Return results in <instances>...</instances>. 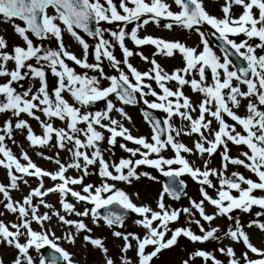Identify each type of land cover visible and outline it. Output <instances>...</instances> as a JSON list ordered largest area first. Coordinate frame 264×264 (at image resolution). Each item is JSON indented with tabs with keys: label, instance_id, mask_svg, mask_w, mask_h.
Segmentation results:
<instances>
[{
	"label": "snow or ice",
	"instance_id": "snow-or-ice-1",
	"mask_svg": "<svg viewBox=\"0 0 264 264\" xmlns=\"http://www.w3.org/2000/svg\"><path fill=\"white\" fill-rule=\"evenodd\" d=\"M0 172V264H264V0H0Z\"/></svg>",
	"mask_w": 264,
	"mask_h": 264
},
{
	"label": "rangeland",
	"instance_id": "rangeland-1",
	"mask_svg": "<svg viewBox=\"0 0 264 264\" xmlns=\"http://www.w3.org/2000/svg\"><path fill=\"white\" fill-rule=\"evenodd\" d=\"M213 10H214V9H213ZM217 14H219V13L217 12ZM148 32H149L150 34L160 35V36L167 35V33L160 32V31H159L158 29H156L154 26L149 27V28H148ZM195 39H196V38L193 37V38H192L191 40H189L188 42H189V43H192V41L195 40ZM66 43L70 46L71 50L76 51V52L79 54L80 49H79L78 45H76L75 42H74L73 40H71V38L66 37ZM211 43H212L213 47H215L214 42L211 41ZM118 55H119V53H118ZM133 63H134L135 65H137L138 67H140V68H144V67H145V65H143V64L139 61L138 58L134 59V60H133ZM177 63H178V62H177ZM165 66H166V67H170L171 65H170L169 63H165ZM101 106H102V104H101ZM128 111H129L130 114L133 116L134 120L136 121V125H137V127H138V129H139V133H137V132L134 131V134H147V133L149 132L148 126L143 122L142 116L140 115L138 109H135V108H129ZM160 115H162V114H160ZM30 122L32 123L34 129H35L37 132H39V127H38V125L36 124V122H35V121H30ZM18 139H21V140H22V137H18ZM184 142L187 143V144H189V145H191V140H189V139H187V138H185V141H184ZM130 146H131V145H130ZM13 150L16 151L15 147H14ZM30 154L32 155L33 160H34L35 162H37L39 165H41L42 167H45V168H52V167H53V165H51V164H49V163H47V162L41 160L39 157H36L34 153H30ZM232 154H233V155H236V154H237V150H236L234 147H233V149H232ZM121 155H125V154H123L120 150L117 149V157H119V156H121ZM241 171H244V170L241 169ZM2 177H3V173L0 172V179H2ZM144 187H149V185L147 184V182L145 183ZM158 188H159V185H155V186H151L149 190H150L152 193H155L156 190H157ZM196 190H197L196 185H194L191 181H189V189H188L189 194H190V195L194 194V193L196 192ZM25 191H27V190L25 189ZM51 199H52V201L55 203L56 198H55V197H52ZM167 202H168L169 204H171L173 207H180V206H182V205H185V206H186L187 203H188V201H187L186 198L184 199L183 202H176V201H171V200H169V201H167ZM8 218L11 219V217H8ZM182 220H183V218H182ZM181 222H182V221H181ZM218 222H221V223H222V221H218ZM127 223H128L130 226H133L132 223H131V219H130ZM133 227H134V226H133ZM57 234L59 235L60 232L58 231ZM252 239H253V242H254V243L259 244V243L261 242V240H264V236H262L258 231H253V233H252ZM180 245H181V248H182V249L185 248V247H187V248L190 249V250H191V249H195V248L200 247V245H193V244H191V242H189V241H187L186 239H183V238H182L181 241H180ZM65 247H67V245H65ZM70 250H71V249H70Z\"/></svg>",
	"mask_w": 264,
	"mask_h": 264
},
{
	"label": "water",
	"instance_id": "water-1",
	"mask_svg": "<svg viewBox=\"0 0 264 264\" xmlns=\"http://www.w3.org/2000/svg\"><path fill=\"white\" fill-rule=\"evenodd\" d=\"M235 59V58H234Z\"/></svg>",
	"mask_w": 264,
	"mask_h": 264
}]
</instances>
